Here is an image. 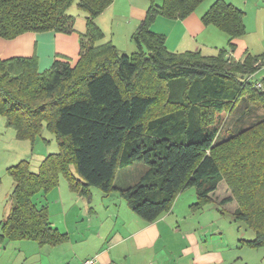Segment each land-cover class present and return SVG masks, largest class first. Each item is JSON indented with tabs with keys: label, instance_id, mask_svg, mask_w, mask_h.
I'll use <instances>...</instances> for the list:
<instances>
[{
	"label": "trees",
	"instance_id": "1",
	"mask_svg": "<svg viewBox=\"0 0 264 264\" xmlns=\"http://www.w3.org/2000/svg\"><path fill=\"white\" fill-rule=\"evenodd\" d=\"M113 1L0 0V36L8 39L28 31L74 32L73 4L87 17L75 65L56 59L40 71L36 56L0 58V115L21 139L35 141L46 126L59 143L37 172L27 160L9 168L13 205L0 241L57 245L67 239L48 207L34 200L63 176L87 198L93 187L120 193L149 222L169 212L190 186L197 195L193 208L204 206L225 180L232 194L221 204L235 200L233 217L255 232L250 244L264 245V87L252 76L261 59L234 60L226 48L217 55L172 52L164 35L151 30L158 15L183 19L204 0H150L133 34L139 47L133 55L110 41L98 44L94 17ZM202 20L224 31L232 50L245 34L244 12L225 0H216ZM136 162L147 167L133 184H120L119 170Z\"/></svg>",
	"mask_w": 264,
	"mask_h": 264
},
{
	"label": "crops",
	"instance_id": "2",
	"mask_svg": "<svg viewBox=\"0 0 264 264\" xmlns=\"http://www.w3.org/2000/svg\"><path fill=\"white\" fill-rule=\"evenodd\" d=\"M215 1L204 0L191 14L181 21L179 20L185 31L199 36L202 32L210 30L209 32L216 39L222 41L224 38L219 50L226 48L228 57L234 60H243L248 55H256L260 59L264 57L263 54L258 53L260 50H257L255 44L257 41H264V0H225L244 12L245 34L233 40L235 44L233 50L229 48V44L226 45L224 42L229 43V37L224 31L214 25H206L202 20L203 14ZM156 3L162 5L163 0H156ZM149 6L150 0H114L100 13V16L109 14L112 16L113 22L118 19L117 26L124 23L125 36L129 37L130 34L132 35L137 31L145 20ZM76 8H78L77 5ZM161 16L158 15L152 23L154 29H156V25L168 22V19ZM125 26L128 27L125 28ZM156 31L159 32L160 30ZM114 37L111 39L112 41H114ZM205 41L208 42V40ZM217 47L216 45L215 48ZM118 49L121 50L119 47ZM185 51H201L205 55H213V53L208 52L209 50L201 48L199 44ZM214 51H216L214 55L219 52L217 49ZM80 52L81 33L78 31L71 33L53 30L28 31L11 39L0 36L1 59L36 56L40 71L50 68L56 59L69 60L73 64L79 59ZM263 67L264 62L262 61V65L256 74ZM58 186L61 189L63 187L62 190L65 192L68 190L69 193L67 194L71 199L81 200L82 206L80 207L82 210L79 212L82 215L81 220L79 219L81 225L77 226L79 222L75 225L77 227L68 224V213L73 207H67L63 196L58 193L51 200V203H49L50 200L48 202L43 201L42 206L48 207L53 226L66 233L67 239L57 245H40L33 240H20V243L14 246V251L8 259L2 261V264H81L85 259L92 256L98 258L97 264H166L164 255L157 253V250L160 251L157 245L162 233L160 227L168 218L169 215L167 214L170 211L164 213L157 220L149 222L136 214L120 193H118L119 199L111 197L110 194H105L109 197L100 196L99 205H92L93 190L91 196L87 198L71 191L67 182L65 185L59 184ZM180 196L181 194L176 201ZM175 206L172 207L173 211ZM91 229H94L96 234L94 236L91 234L89 237L87 233ZM73 235L76 237L73 238ZM91 237H93V241H91ZM81 243L84 244L80 245ZM197 246V243H192L185 248V252L190 253V250H195L197 251L196 255L199 256L198 248H195ZM85 248L87 249L81 250ZM57 250L65 252L62 254H66L65 257L61 258V254ZM34 258L36 260L29 263V260Z\"/></svg>",
	"mask_w": 264,
	"mask_h": 264
},
{
	"label": "rangeland",
	"instance_id": "3",
	"mask_svg": "<svg viewBox=\"0 0 264 264\" xmlns=\"http://www.w3.org/2000/svg\"><path fill=\"white\" fill-rule=\"evenodd\" d=\"M68 13L75 17V31L85 34L87 31L86 13L76 8V4H73L68 9ZM163 17L168 19V22L156 25V29L152 25L150 28L152 31L164 35L166 45L170 51L184 52L186 49L194 48L196 44H199L201 48L209 50L208 52L214 55V52H216L214 50L217 49L219 51V48H221L224 38L222 41L216 39L209 32L210 30L195 36L189 31L186 32L182 24L179 23L182 18ZM94 22L101 30V39L97 41L98 44L110 41L121 49V53L129 55H133L139 50L133 38V33L129 37L125 36L124 23L121 26H117L118 19L113 22L111 15L100 16L99 14L94 17ZM127 27L125 26V28ZM113 37L114 41L111 40ZM205 40H208V42L206 43ZM224 42H226V45L228 44L227 41ZM215 44L218 46L217 48H215ZM255 44L257 45V50H260L258 53L264 55V41H257ZM261 60L264 62V57ZM77 61L73 64L75 65ZM228 65L225 66L226 70L234 71V67L230 64ZM252 76L254 79L261 81L264 87V67L257 74H252ZM58 151L59 143L56 135L49 131L46 126L35 141L21 139L15 129L8 124L7 118L0 115V233L1 222L7 217L13 205L12 193L15 184L12 175L9 173V168L22 160H27L31 170L37 172L45 157ZM146 167L145 164L136 162L129 168L120 169L118 177L125 176L123 181L120 180V184H124V182L133 184V181L137 180L139 173ZM65 183V178L61 176L60 184L65 185ZM58 187L48 193L39 192L35 195L34 200L40 207L44 204L43 201L48 202L50 200L49 203H51V200L58 193H61L67 203L66 206H69V208L73 207L68 213V224L75 226L78 224L79 219L81 220L82 218L79 213L82 210V207H80L82 202L81 200L71 199L67 194L69 193L68 190L65 192L62 190L63 187L62 189ZM92 190L94 194L92 205H99L100 196L109 197L97 187H93ZM180 194V198L176 201ZM230 194H232L231 188L225 180H222L213 194V199L196 209L193 208V204L197 202L195 187H187L178 194L175 199L176 202H174L176 208L174 211L173 208L171 209L173 212L170 210L167 214L169 215L168 218L160 227L162 233L157 245L160 251L157 250V253L164 255L166 264H264V245L252 246L249 241L255 238V232L245 222L235 220L232 215L233 210L237 206L236 201L233 200L230 203L221 204L220 200ZM110 196L116 197V199L120 197L118 192L111 193ZM79 225H81L80 222L77 226ZM91 234L92 236L96 234L94 229L87 233L88 236ZM72 237L75 238L76 235ZM93 240V237H91V241ZM18 243L20 242L17 240L0 241L1 264L3 263L2 261L8 259L9 255L14 251V246ZM192 243L198 244L195 248H198L199 256L196 255L197 251L195 250H190V253L185 252V248ZM33 244L36 245L35 243ZM82 244L84 243L80 245ZM58 253L61 254V258L66 255H62L65 253L62 250ZM33 260H36V258L30 259L29 263H32Z\"/></svg>",
	"mask_w": 264,
	"mask_h": 264
},
{
	"label": "built area",
	"instance_id": "4",
	"mask_svg": "<svg viewBox=\"0 0 264 264\" xmlns=\"http://www.w3.org/2000/svg\"><path fill=\"white\" fill-rule=\"evenodd\" d=\"M256 86L259 88H263V83L259 81L257 82ZM97 263H98V258L96 256H92L85 259L81 264H97Z\"/></svg>",
	"mask_w": 264,
	"mask_h": 264
}]
</instances>
